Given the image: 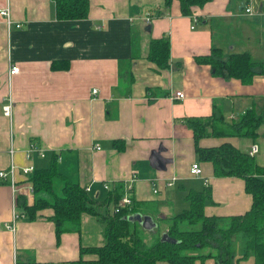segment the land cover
I'll use <instances>...</instances> for the list:
<instances>
[{"label":"crops","instance_id":"crops-1","mask_svg":"<svg viewBox=\"0 0 264 264\" xmlns=\"http://www.w3.org/2000/svg\"><path fill=\"white\" fill-rule=\"evenodd\" d=\"M5 5L11 22L0 15V169L12 160L18 168L29 163L47 166L55 155L57 169L88 187L95 200L105 197L104 183L124 184L133 177L132 203H148L147 214L157 223L145 230L149 239L159 229L158 217L178 212V195L188 206L184 196L189 189L210 187L207 215L249 209L251 196L243 179L213 174L212 164L197 157L184 118L208 116L216 109L229 121L248 108L264 117V74L255 73L243 83L214 75L208 64L195 60L218 46L224 55L248 51L264 64V0H210L194 7L191 15L182 14L176 0L169 5L164 0H88L87 16L77 19L56 18L53 0H0V6ZM247 5L250 12L245 11ZM151 37L169 39L164 68L146 56ZM55 59L67 60L68 67L52 68ZM11 64L19 70L8 76ZM177 90L184 91L183 98L171 97ZM8 98L11 111L4 115L2 105ZM223 141L245 151L256 143L255 161L264 166V122L255 139L207 136L198 144ZM30 143L44 155L33 152L26 158ZM159 149L166 159L164 168L150 164L152 152ZM192 162L199 164L200 176L189 174ZM171 178L174 187L166 185ZM25 179L17 169L20 194L31 203L33 193H25ZM8 182V177L0 179V264H70L78 258L80 245L102 244L103 225L89 214L82 215L79 230L56 238L49 207L31 220L21 213L8 228ZM165 229L164 223L159 237ZM233 244V264H253L252 253L241 258L243 235ZM194 264L215 262L206 258Z\"/></svg>","mask_w":264,"mask_h":264},{"label":"trees","instance_id":"trees-1","mask_svg":"<svg viewBox=\"0 0 264 264\" xmlns=\"http://www.w3.org/2000/svg\"><path fill=\"white\" fill-rule=\"evenodd\" d=\"M169 5L172 0H164ZM180 12L191 15L194 7H201L210 0H176ZM55 17L58 19L84 18L88 13V0H53ZM158 68L168 65L169 39L151 37L146 54ZM61 60V61H59ZM197 63L208 64L214 75L238 78L243 83L251 81L255 73L264 74V64L253 60L248 51L224 55L218 46L210 48L205 55L195 56ZM58 64H57V63ZM67 68V60H52L51 67ZM184 121L192 130L195 152L200 160L212 164L215 176H236L244 181V188L251 196L248 210L233 215H207L204 205L211 200V189L187 190L184 199L188 206L170 215L158 217L166 225V233L175 242L161 241L159 231L146 241L147 232L137 221L126 216L140 212L147 214L148 203L135 201L128 206L113 208L118 203L123 182L108 184L101 200L90 197L83 186L72 181L57 169L55 155L47 166L35 167L26 176L32 185L33 201L18 194L17 209L27 219H34L38 211L51 208L50 219L54 223L56 238L64 231H77L84 214L93 215L103 225V242L100 245L79 246L78 258L70 264H194L213 258L215 264H233V240L244 237L241 258L253 255V264H264V166L258 165L254 156L239 149L229 141L218 145L200 146L198 140L207 136L246 137L255 139L264 117L253 108L246 109L236 119L227 121L216 109L204 117H186ZM57 179L54 186V179Z\"/></svg>","mask_w":264,"mask_h":264},{"label":"built area","instance_id":"built-area-1","mask_svg":"<svg viewBox=\"0 0 264 264\" xmlns=\"http://www.w3.org/2000/svg\"><path fill=\"white\" fill-rule=\"evenodd\" d=\"M245 11L246 12H250L251 8L249 7V5H247L245 7ZM0 15L3 16L6 20V23L9 24L11 22V19L9 17V9L8 6H0ZM194 21H196V18H193ZM17 26H19V24H16ZM19 70L18 65L16 64H11L8 69H7V73L8 76H11L15 73H17ZM93 92L96 91V89H92ZM172 98H177V99H181L184 97V91L183 90H177L174 93L171 94ZM11 111V100L10 98H8L6 100V102L2 105V113L4 115H9ZM98 148V146H97ZM258 150V145L256 143H252L249 148L246 150L248 152L249 155L254 156V154L257 152ZM36 152L38 155L43 156L44 153L42 151V149H40L38 147V145L36 143H30L28 150L25 153L26 158H31L32 157V153ZM34 165L29 163L26 165H22L18 168V165L15 164L13 162V160L9 163V165L7 166V168L5 169H0V179L5 180L7 177L9 178V184L11 186L12 189V212H11V224L7 225L8 228L12 229L13 227V223L16 219H18L21 216V213L18 211L17 209V196L18 194H20V188L16 182V172L17 169H19L24 175H28L30 172L33 171L34 169ZM189 174L192 176H200L201 175V168L199 166V164L197 162H192L190 167H189ZM26 180V179H25ZM132 180L133 177L128 179L123 186V191H122V195L118 201V203L116 204V206H114L113 211L117 212L119 211V208L123 207V206H128L132 203ZM174 178L169 179L166 182V185L168 187H174ZM204 182H206V179H204ZM153 184V182H152ZM206 184V183H205ZM104 187H106L108 189V183H104ZM88 187H85V190L87 191ZM154 192L157 191L156 188L153 189ZM25 193L28 195V193H32V185L31 183L26 180V186H25ZM12 264H16L15 261H13Z\"/></svg>","mask_w":264,"mask_h":264},{"label":"water","instance_id":"water-1","mask_svg":"<svg viewBox=\"0 0 264 264\" xmlns=\"http://www.w3.org/2000/svg\"><path fill=\"white\" fill-rule=\"evenodd\" d=\"M161 149L158 151L152 152L151 157H150V164L154 168H164L165 165V160L162 158V156L159 155V152ZM129 220L131 221H137L140 226L144 230H152L156 228L157 223L154 221L153 217L149 214H142L140 212H134L126 216ZM159 239L161 241H169V242H175L176 240L172 237H170L165 231L161 233Z\"/></svg>","mask_w":264,"mask_h":264},{"label":"rangeland","instance_id":"rangeland-1","mask_svg":"<svg viewBox=\"0 0 264 264\" xmlns=\"http://www.w3.org/2000/svg\"><path fill=\"white\" fill-rule=\"evenodd\" d=\"M56 181L58 182V180L55 178L54 179V186L56 185ZM175 183V182H174ZM175 185H176V183H175ZM177 189V192L179 191V193L182 191V190H178V188H176ZM183 203H184V201H183V196L182 197H180L179 195H178V203L175 205V210H177V211H180V210H182L183 208H185L186 207V204L184 203V205H183ZM158 223H159V226H158V228L160 229L161 228V225H163L164 223L162 222V221H158ZM158 229V231L160 232V230ZM166 232V231H165ZM147 236H146V241H150V239H149V235L148 234H146ZM238 244V243H237ZM236 244V245H237Z\"/></svg>","mask_w":264,"mask_h":264}]
</instances>
